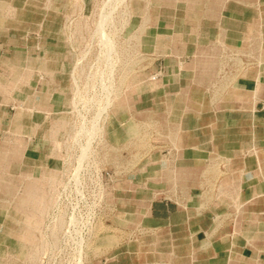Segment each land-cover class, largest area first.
<instances>
[{"label":"crops","instance_id":"0c3cea01","mask_svg":"<svg viewBox=\"0 0 264 264\" xmlns=\"http://www.w3.org/2000/svg\"><path fill=\"white\" fill-rule=\"evenodd\" d=\"M147 2L100 39L91 0H0L5 253L35 243L84 125L107 174L88 264H264V0Z\"/></svg>","mask_w":264,"mask_h":264},{"label":"rangeland","instance_id":"374dc122","mask_svg":"<svg viewBox=\"0 0 264 264\" xmlns=\"http://www.w3.org/2000/svg\"><path fill=\"white\" fill-rule=\"evenodd\" d=\"M91 1L94 3L95 22L98 23V17L101 13L100 6L105 0ZM133 1L135 0H125L124 3L133 4ZM111 3L102 12L107 14L109 10H112L110 22L120 20L126 22L125 26L127 27L129 21L134 19L133 13H129L127 16L124 15L123 20H121V6L115 8V2ZM145 3L148 4L147 0H137L136 6L138 8ZM142 17L144 15L137 12V26L141 23ZM83 101L85 103L82 107L83 117L89 118L91 115L87 110L85 100ZM94 136L98 137L99 134L95 133ZM85 140V136L80 137L79 147L77 148L78 156L81 153L80 145L84 146ZM93 145L95 148L96 141ZM87 153L88 156L82 159L79 168H77L79 157L77 156L72 160V169L76 168L74 171L71 169L70 176L72 180H69L67 184L58 190L47 191L46 199L48 200L46 201L50 205L45 208V220L31 223L36 232L35 236H39L34 237V239L36 238L35 241L33 240L35 246L30 245L26 248L23 264H74L79 250L82 251L83 264H88L92 256H97L98 253L91 252L92 240L96 239L97 233L103 229L102 203L105 196L103 188L105 181H103L102 175L107 178V174L100 172L102 166L95 158L93 150L89 151L88 149ZM73 208L74 211L72 212L71 209ZM69 217L74 218L70 223L68 221ZM16 224L14 223V226ZM0 249L3 250L4 248L0 247Z\"/></svg>","mask_w":264,"mask_h":264},{"label":"bare ground","instance_id":"6f19581e","mask_svg":"<svg viewBox=\"0 0 264 264\" xmlns=\"http://www.w3.org/2000/svg\"><path fill=\"white\" fill-rule=\"evenodd\" d=\"M115 2L114 3V7L116 8V7H120L121 6V11H120V17H121V20H123V18H124V15L125 16H127V14H129V13H134L135 12V9H136V11L137 12H139V13H143V12H145L146 10H147V7H148V4L147 3H145L144 5H141V6H139L138 8H137V6H135V5H137V0H135V1H133V4L132 3H129V4H126V3H124V1L125 0H105V1H103L102 2V4H101V6H100V11H101V13H100V15H99V17H98V28H99V30H100V32H99V38L100 39H106L107 38V35H106V33H105V30H103V24H105L106 22H109V23H111L110 22V20H111V16H110V14L112 13V10H109V12L107 13V14H105V13H103L102 11L105 9V7H107L108 5H111L112 3L111 2ZM135 2H136V4H135ZM58 4V3H57ZM181 7V6H180ZM115 8H113V9H115ZM184 8V7H183ZM162 13V12H161ZM161 13H160V15H161ZM47 19V18H46ZM125 20V19H124ZM120 21V20H119ZM112 24V23H111ZM186 26V25H185ZM106 27V26H105ZM175 27V26H174ZM182 32V31H181ZM178 33V32H177ZM184 35H185V33H184ZM46 36V35H45ZM187 36V35H186ZM106 41V40H105ZM109 42V41H108ZM106 43V42H105ZM110 43V42H109ZM60 44V43H59ZM103 45V44H102ZM63 46V45H62ZM104 46V45H103ZM61 47V46H60ZM102 47V46H101ZM113 48V47H112ZM66 49V48H65ZM109 49V48H108ZM106 52V51H105ZM111 52V51H110ZM105 54H109V53H105ZM104 55V54H103ZM74 56V55H73ZM73 56H72V58H73ZM109 58H110V56H109ZM74 60V59H73ZM110 60H111V58H110ZM117 61V60H116ZM110 62V61H109ZM105 63V62H104ZM74 64H75V62H74ZM73 64V65H74ZM102 72V71H101ZM81 75V74H80ZM152 79V78H151ZM103 80V79H102ZM107 80V79H106ZM107 85H108V83H107ZM41 87V86H40ZM106 87V86H105ZM67 90V89H66ZM67 92V91H66ZM104 95V94H103ZM193 95V94H192ZM18 96V95H17ZM194 96V95H193ZM196 96V95H195ZM39 97V96H38ZM46 97V96H45ZM79 98V97H78ZM197 98V97H196ZM38 99V98H37ZM79 100V99H78ZM79 103V102H78ZM105 106H106V104H105ZM258 107V106H257ZM101 111V110H100ZM103 112V111H102ZM101 113V112H100ZM236 113V112H235ZM60 115V114H59ZM246 115H248V114H246ZM58 116V115H57ZM232 116V115H231ZM59 117V116H58ZM225 117V116H224ZM53 118H54V116H53ZM69 119V118H68ZM187 119V118H186ZM94 121V120H93ZM132 121V120H131ZM199 122H202V121H199ZM95 124H96V122H94ZM90 129L91 130H89V132H88V130L86 129V127L85 126H81L79 129H78V137H79V141H80V137H84L85 136V141H86V143L84 144V146H82V145H80L81 147V149H80V151H81V153L79 154V158H78V160H77V168H79V167H81V163H82V159H84L86 156H88L87 154V151H88V149H89V151H92V150H94L95 148H94V145H93V140H94V135H95V133L94 132H92V128L90 127ZM199 129V128H198ZM126 130V129H125ZM91 131V132H90ZM127 136V135H126ZM59 138V137H58ZM107 138V137H106ZM108 139V138H107ZM32 140V139H31ZM30 140V141H31ZM113 141H114V138H113ZM120 142V141H119ZM248 143V142H247ZM33 144V143H32ZM45 146V145H44ZM227 146H228V144H227ZM247 148V147H246ZM32 149V148H31ZM51 150V149H50ZM156 154V153H155ZM157 156V155H156ZM160 159V158H159ZM147 162V161H146ZM139 165V164H138ZM193 165V164H192ZM143 166V165H142ZM196 166V165H195ZM201 166V165H200ZM166 167V166H165ZM43 176H45V175H43ZM46 178V177H45ZM154 178V177H153ZM12 209V208H11ZM72 210V212L74 211V208L73 209H71ZM13 216V215H12ZM17 216V215H16ZM21 216V215H20ZM18 217V216H17ZM14 218H16V217H14ZM17 219V218H16ZM25 219V218H24ZM74 220V218L73 217H69L68 218V221H69V223L70 222H72ZM19 221V220H18ZM25 225V224H24ZM27 232V231H26ZM33 243V242H32ZM22 245V244H21ZM21 245H18V248L17 249H15L12 253H10L9 251L7 252V253H5V248L3 249V250H1L0 249V251H3V252H0V258H1V260H2V264H23L24 262V260H25V255H24V252H23V246H21ZM38 246V245H37ZM0 247H2V244L0 243ZM82 253V251L81 250H79V251H77V258H76V262L74 263V264H83V261H82V257H81V254Z\"/></svg>","mask_w":264,"mask_h":264},{"label":"built area","instance_id":"2783aa9c","mask_svg":"<svg viewBox=\"0 0 264 264\" xmlns=\"http://www.w3.org/2000/svg\"><path fill=\"white\" fill-rule=\"evenodd\" d=\"M157 77V75L155 74L154 76H152L153 79H155Z\"/></svg>","mask_w":264,"mask_h":264}]
</instances>
